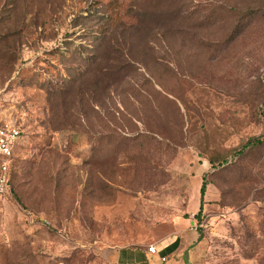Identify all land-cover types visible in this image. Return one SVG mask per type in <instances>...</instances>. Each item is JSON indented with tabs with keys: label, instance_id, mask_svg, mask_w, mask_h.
Instances as JSON below:
<instances>
[{
	"label": "rangeland",
	"instance_id": "rangeland-1",
	"mask_svg": "<svg viewBox=\"0 0 264 264\" xmlns=\"http://www.w3.org/2000/svg\"><path fill=\"white\" fill-rule=\"evenodd\" d=\"M0 98V264H105L188 223V264H264V0H0Z\"/></svg>",
	"mask_w": 264,
	"mask_h": 264
},
{
	"label": "crops",
	"instance_id": "crops-1",
	"mask_svg": "<svg viewBox=\"0 0 264 264\" xmlns=\"http://www.w3.org/2000/svg\"><path fill=\"white\" fill-rule=\"evenodd\" d=\"M199 203L200 210L201 194ZM199 241V235L196 229L190 227V223L186 226L178 224L170 236L158 238L154 245H150L155 246V255L148 254L147 249L143 250L140 247L104 248L99 255L105 264H188L187 255Z\"/></svg>",
	"mask_w": 264,
	"mask_h": 264
},
{
	"label": "built area",
	"instance_id": "built-area-1",
	"mask_svg": "<svg viewBox=\"0 0 264 264\" xmlns=\"http://www.w3.org/2000/svg\"><path fill=\"white\" fill-rule=\"evenodd\" d=\"M7 111L3 100L0 98V207L11 193V166L15 148L21 138L15 120L12 119L11 113ZM147 252L150 255H155V246H149ZM162 261L165 260L162 259Z\"/></svg>",
	"mask_w": 264,
	"mask_h": 264
},
{
	"label": "trees",
	"instance_id": "trees-1",
	"mask_svg": "<svg viewBox=\"0 0 264 264\" xmlns=\"http://www.w3.org/2000/svg\"><path fill=\"white\" fill-rule=\"evenodd\" d=\"M103 28H104V30H103ZM103 28L101 27V29L103 30V32L102 33H104V31H106V29H108V26L106 27L105 26V24L103 25ZM18 127V126H17ZM19 128V127H18ZM20 133H21V131H20ZM260 141L259 140H256V139H251V140H249L248 142H247V144L245 145V146H249V145H251V144H258ZM245 146H242V148H241V151L245 148ZM240 151V152H241ZM239 152V153H240ZM205 187H206V184H205V182H203L202 183V186H201V189H200V194H201V207H200V210H199V213H198V216L200 215V213L202 212V204H203V196H204V192H205ZM199 237H200V235H199Z\"/></svg>",
	"mask_w": 264,
	"mask_h": 264
}]
</instances>
